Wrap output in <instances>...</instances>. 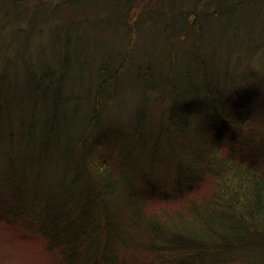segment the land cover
<instances>
[{"label": "trees", "instance_id": "1", "mask_svg": "<svg viewBox=\"0 0 264 264\" xmlns=\"http://www.w3.org/2000/svg\"><path fill=\"white\" fill-rule=\"evenodd\" d=\"M0 214L48 264H264V0H0Z\"/></svg>", "mask_w": 264, "mask_h": 264}, {"label": "rangeland", "instance_id": "2", "mask_svg": "<svg viewBox=\"0 0 264 264\" xmlns=\"http://www.w3.org/2000/svg\"><path fill=\"white\" fill-rule=\"evenodd\" d=\"M156 40H160V39H156ZM153 41V42H146L148 44L154 43L152 46H149L147 48H140L139 44L140 42H138L136 44V42L134 41L133 46L134 49H132V47H123V49L125 50H129L130 53H132V55H136L139 57H143V56H148L149 59L153 57L155 58L158 54V51L161 53L162 49H163V44L160 43V41ZM165 50V49H164ZM154 53L156 55H154ZM243 70V69H242ZM125 82V81H124ZM132 93V92H131ZM125 100H124V106L130 105L129 107L135 105L133 104L134 102H136L134 100V98H131V101L127 100L128 96L125 95ZM116 107H114L112 104L107 105L105 111L102 113V118L101 120L103 122L107 121L110 117V114H113L116 112ZM121 116L120 118L122 119V124H125V111L122 110L120 112ZM159 182V181H158ZM174 184L173 182V177H171L170 179H168L167 183H165V185H172ZM210 187H208L207 184L204 185V188H200L199 192L195 197L194 200L195 205H201L202 201H208L209 199H211V195H210ZM207 199H206V198ZM170 202H167L166 205H168ZM188 203H182L179 205H174V203H172V205L170 206V204L168 206H165L162 212L167 213L166 215L161 214L158 211L161 210H157L154 207H148L147 210H145V213H147V216H152L154 217L155 214H157L161 219H164L166 216H171V217H177L178 214H182L185 216V218L188 217V214H186L185 212L188 210L186 207ZM162 208V207H161ZM5 210V209H2ZM6 214H0V216H5ZM133 216V214L131 215ZM129 220L131 223L135 222L134 217H130ZM24 221L23 219H20L17 225H8V224H1L0 225V264H48V259H43V258H39L37 254H33V255H29V251L33 250V249H37L38 247L39 250L36 253H40L41 251L51 254L52 251H56V250H51V249H47L46 247V239L44 237H42L41 233L37 230V228L35 226L31 227L30 229L25 228L24 227ZM177 226V225H174ZM30 230L34 231L35 233L31 232ZM13 236H17V238L13 237ZM7 239V240H6ZM34 239H40L41 240V245L37 244L38 242H32V240ZM263 244L262 239L257 238L251 241V243H249L247 246V248L249 246H252L253 248H257ZM246 248V249H247ZM245 247L240 248V251H244L246 250Z\"/></svg>", "mask_w": 264, "mask_h": 264}, {"label": "clouds", "instance_id": "3", "mask_svg": "<svg viewBox=\"0 0 264 264\" xmlns=\"http://www.w3.org/2000/svg\"><path fill=\"white\" fill-rule=\"evenodd\" d=\"M59 260L58 252L53 254V259L51 260L50 264H57V261Z\"/></svg>", "mask_w": 264, "mask_h": 264}]
</instances>
